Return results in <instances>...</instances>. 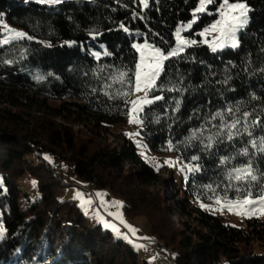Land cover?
<instances>
[{
    "label": "trees",
    "instance_id": "trees-1",
    "mask_svg": "<svg viewBox=\"0 0 264 264\" xmlns=\"http://www.w3.org/2000/svg\"><path fill=\"white\" fill-rule=\"evenodd\" d=\"M245 2L249 23L239 33L240 47L212 52L200 45L188 48L178 62L168 61L173 65L168 80L182 77L187 91H165V100L143 114L140 132L152 150L166 153L171 142L186 162L201 166L178 185L163 168L144 161L132 140L123 137L114 147L103 139L128 112L120 98L105 94L103 84L116 69L134 67L135 40L146 37L165 50L172 46L176 28L191 20L197 0H149L147 9L140 0H0V17L33 35L0 45V264H148L110 229L90 226L75 200L60 198L64 180L44 152L68 157L94 188H108L123 198L125 214L144 216L175 264H264V251L258 252L264 247V218L232 225L192 203L213 201L205 185H220V192L227 183L220 157L248 147L255 153L254 166L264 172V153L251 148L247 135L218 142L211 151L199 141L186 143L193 129L227 107L253 112L264 123V0ZM215 19L201 14L193 31ZM3 35L0 28V39ZM99 44L110 54L97 59L90 46ZM176 100L179 111H174ZM253 136H264V131L257 127ZM35 151L41 152L39 166L30 158ZM193 155L200 159L192 161ZM249 158L236 155L229 167ZM24 175L37 179L39 197L22 208L19 180Z\"/></svg>",
    "mask_w": 264,
    "mask_h": 264
},
{
    "label": "snow or ice",
    "instance_id": "snow-or-ice-1",
    "mask_svg": "<svg viewBox=\"0 0 264 264\" xmlns=\"http://www.w3.org/2000/svg\"><path fill=\"white\" fill-rule=\"evenodd\" d=\"M40 2L58 3L59 0H40ZM140 3L144 9L149 7V0H140ZM213 5L215 6L214 10H210L209 6ZM248 12L249 8L245 0H197V6L191 13V20L179 24L174 33L175 43L168 47L167 50L157 47L154 43H150L146 37L143 43L137 42L132 45L139 54L138 60L132 69H116L105 78L108 81L103 84V88L106 90L105 94L112 98H120L128 108L129 123L142 127L145 109H150L158 101L165 100V96L163 95L165 91L181 94L187 91L186 88L181 86L183 83L182 77L175 83L168 80V70L173 65L167 62H178L185 58L184 54L188 48L200 45H207L212 52L223 51L225 48H239L240 39L238 33L245 29L249 23ZM201 14L215 16L216 19L200 31H193L194 26L201 21ZM136 15L143 19L138 13ZM0 25L3 26L5 33L3 38L0 39V45L10 44L13 40L32 39L26 33L12 29L7 24H4L2 17H0ZM120 27L125 32L129 31L123 24ZM186 32L191 33V36H185L184 33ZM93 35L95 36L96 34ZM197 35L202 39L197 40L192 38ZM104 54L108 55L107 52ZM93 55L97 59L100 57V53L98 52L93 53ZM5 62L12 63L10 60ZM261 70L264 71V69ZM100 71L103 72L104 69H100ZM162 76L164 77L163 80L161 79ZM37 79H42V77H37ZM224 83H227V79ZM116 85H119V87L115 88L114 92L107 91V89H113ZM166 85L168 86L166 87ZM179 107L180 100H176L174 111H179ZM217 120L219 121L218 124L213 123V121ZM208 125H211V128L216 129V131L212 132L207 127ZM257 127H260L264 131V123H262L258 116H254L253 112H241L239 107H227L223 111L213 113L205 121L204 126L193 129L189 137L186 138V143L191 144L193 141H199L203 150L211 151L218 142L235 141L239 137L247 135L251 138L247 141L251 148L255 149L256 153H264V136L258 138L253 136V129ZM205 133L208 134L205 135ZM129 135L139 136L140 133H130ZM137 144L139 147L147 148L140 141H137ZM172 149L173 145L169 142L168 150ZM141 154L144 155L143 152ZM236 155L250 158L244 164L229 167L231 161L236 159ZM236 155H225L219 159V165L223 166L224 178L227 181L220 192L217 191L221 187L220 185L214 187L212 184H208L204 186L207 191L212 193L209 198L219 208H214L212 205L204 203H201L200 206L210 211H223L226 208L236 215L247 216L248 218H252L253 215H264V172L259 171L254 166L251 157L255 153L250 154L248 147H242ZM46 159L51 160L50 157H46ZM199 159L200 157L196 155L191 157L192 161H198ZM164 163L169 166H175L179 161L169 159ZM160 166L162 165H156L157 168ZM185 169L188 172L195 173L201 171V166L198 163H190L182 167L181 170L184 171ZM229 192L234 193V195L229 196ZM77 195L78 197H83L82 193H78ZM97 195L103 197L104 194L97 193ZM84 202L88 204L92 203L91 200ZM102 203H104L103 200ZM113 203L122 207V205H119V202ZM109 215L116 216L117 219H120L124 223L120 213H109ZM101 219L103 218L101 217ZM104 224L105 227H113L114 231L118 235L120 234L118 228H115L106 221H104ZM126 226L133 235L138 231L131 225ZM2 232L3 229L0 228V233ZM125 239H128V237L125 236ZM141 239L148 240L150 238L141 237ZM138 247H145V245L141 244Z\"/></svg>",
    "mask_w": 264,
    "mask_h": 264
},
{
    "label": "rangeland",
    "instance_id": "rangeland-1",
    "mask_svg": "<svg viewBox=\"0 0 264 264\" xmlns=\"http://www.w3.org/2000/svg\"><path fill=\"white\" fill-rule=\"evenodd\" d=\"M210 9V8H209ZM212 10V9H210ZM249 17V12H248ZM3 23L7 24L10 28L15 29L17 31H21L26 33L28 36L32 37L30 33H28L25 29L15 27L11 25L6 19L2 18ZM1 30L4 32L3 26L0 25ZM200 31V30H199ZM198 32V31H197ZM5 34V33H4ZM185 36H191L187 33H184ZM239 37V33H238ZM197 40H201L200 36H194ZM67 42L73 43L72 40H67ZM143 43L144 41L135 40L134 43ZM133 43V44H134ZM91 53H100V57L108 56L110 52L106 48L104 44H99V48H95L90 46ZM226 49V48H225ZM107 52L108 55L104 53ZM139 55V54H138ZM111 132L108 135L103 136V139L108 141L112 144V146L117 147L120 146L124 141L123 137H126L132 140L136 145V150L139 156L146 162L153 165L155 168L157 164L162 165L159 168L164 169V174L167 177L173 176L176 184L181 185L184 184L191 172H188L186 169L182 171V167L188 165L190 163L186 162L179 154L170 150L166 153H157L150 145L145 141L143 138L140 129V125L131 124L129 123V115L127 112V117L124 122L113 124L110 126ZM139 132V136H130V133ZM137 141H140L142 144L146 145L147 148L139 147ZM144 153L142 155L141 153ZM43 153V152H42ZM42 156L46 159V157H50L51 160L46 159L55 169L57 172L61 173L62 178L64 180V185L61 189L60 198L62 199H73L77 202L80 208L84 211V213L88 217V224L90 226H95L101 224L105 229H110L114 237H120L126 240L127 242L131 243L135 249L139 253V257L141 262H147L148 264H175L173 258L169 250L160 243L155 236L152 234L151 227L149 221L144 216H137V217H129L125 214L123 210L124 200L123 198L114 195L108 188H94L90 182L86 181L82 177H80L75 171V164L72 160L68 157L63 158H56L53 154L44 152ZM41 152L35 151L31 155V159L34 161L36 166H39L41 163ZM147 157V158H146ZM173 160L179 161L176 163L175 166H169L168 164L164 163L166 160ZM157 168V169H159ZM19 183L23 190V196L19 199V203L21 207H26L27 205L31 204L34 200L39 197V191L37 187V179L30 175H24L20 178ZM91 191L96 193V196L93 197L91 195ZM78 193H82L83 197H78ZM97 193L104 194L103 197L98 196ZM29 198L27 199L28 196ZM91 200L92 203L88 204L84 201ZM102 200L104 203H102ZM113 202H119V205H115ZM192 203L201 207V203L206 205H212L214 208H219L218 205H214L213 201L205 202L199 199H192ZM202 208V207H201ZM207 210L206 208H203ZM210 211V210H207ZM120 213L122 215L124 223L121 222L120 219H117L114 215H109V213ZM212 213L218 214L222 216L226 222L232 225H244L247 216H240L236 215L233 212L228 211L226 208L223 211L215 210L210 211ZM101 217L103 219H101ZM252 217H260L264 218V215H253ZM174 219L178 222V217H174ZM104 221L113 225L115 228L120 230V234L118 235L116 231H114L113 227H105ZM126 225H131L133 228L137 229L135 235L131 233L129 228ZM125 236L128 239H125ZM141 237H148L150 239L145 240L141 239ZM131 241V242H130ZM145 245V247H138V245ZM264 247H258V252H263ZM155 258V259H153Z\"/></svg>",
    "mask_w": 264,
    "mask_h": 264
},
{
    "label": "built area",
    "instance_id": "built-area-1",
    "mask_svg": "<svg viewBox=\"0 0 264 264\" xmlns=\"http://www.w3.org/2000/svg\"><path fill=\"white\" fill-rule=\"evenodd\" d=\"M91 195L95 196L93 192L91 193Z\"/></svg>",
    "mask_w": 264,
    "mask_h": 264
}]
</instances>
